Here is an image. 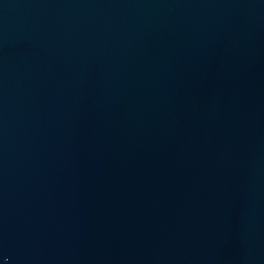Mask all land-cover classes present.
<instances>
[{
  "label": "water",
  "instance_id": "1",
  "mask_svg": "<svg viewBox=\"0 0 264 264\" xmlns=\"http://www.w3.org/2000/svg\"><path fill=\"white\" fill-rule=\"evenodd\" d=\"M0 264H264V0H0Z\"/></svg>",
  "mask_w": 264,
  "mask_h": 264
}]
</instances>
